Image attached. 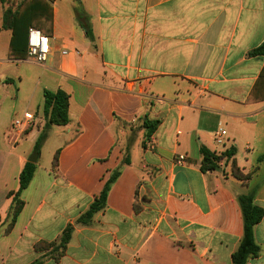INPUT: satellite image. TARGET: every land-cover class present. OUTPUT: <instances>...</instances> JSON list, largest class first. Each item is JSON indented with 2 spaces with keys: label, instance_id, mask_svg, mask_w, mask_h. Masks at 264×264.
Returning a JSON list of instances; mask_svg holds the SVG:
<instances>
[{
  "label": "crops",
  "instance_id": "0c3cea01",
  "mask_svg": "<svg viewBox=\"0 0 264 264\" xmlns=\"http://www.w3.org/2000/svg\"><path fill=\"white\" fill-rule=\"evenodd\" d=\"M12 6L0 3V264H233L240 196L264 210V57L250 55L264 43V0H53L43 66L10 58L3 16ZM58 90L69 96L70 123L49 128L6 233L8 194L46 125L44 92ZM26 113L31 124L14 129ZM145 118L160 125L144 147ZM220 129L224 146L215 144ZM48 144L51 161L39 165ZM202 147L233 154L204 173ZM233 163L248 180L233 176ZM117 170L106 209L76 225ZM68 225L58 261L37 251ZM254 237L260 253L247 264H264V218Z\"/></svg>",
  "mask_w": 264,
  "mask_h": 264
},
{
  "label": "trees",
  "instance_id": "16d2710c",
  "mask_svg": "<svg viewBox=\"0 0 264 264\" xmlns=\"http://www.w3.org/2000/svg\"><path fill=\"white\" fill-rule=\"evenodd\" d=\"M52 1L53 0H0L2 5L10 2L13 4L12 7L5 10L3 16V29L12 32L10 58L25 59L27 57L28 31L30 28L37 29L45 36L49 37L48 34L52 28ZM76 14L78 20L85 29L86 35L91 37V32L89 25L85 20L87 18L83 13V9L81 7L76 9ZM47 25H49L48 29ZM250 55L264 57V43ZM261 80H264V69L261 73ZM44 98L43 115L46 125L36 143L35 153L37 155H40L41 153L42 146L48 136V130L51 126H67L70 123L68 94L63 90H58L56 92L45 91ZM159 125V121H151L148 118L144 119L143 128L147 131L144 140V147L145 142L150 141ZM200 151L203 155L201 170L204 173L218 170L221 167L222 162L225 161V157L229 159L233 154V152L230 151L224 157L217 156L205 147H202ZM130 163L131 162L128 158L123 161L124 165H130ZM58 164L59 153L54 157L53 168L56 169ZM35 172L36 164L27 162L19 176V190L8 194V198L12 200V204L9 210V222L5 229L6 233L12 231L24 208L25 202L22 199V195L30 186ZM120 173L121 170L112 173L100 195L95 198L88 210L77 219L76 225L89 226L94 220V217L106 209L109 193L112 186L119 178ZM232 173L237 180H248L249 176H242L241 170L237 167L236 163H233ZM239 202L244 220V235L238 250L232 255V263L247 264L250 259L258 257L260 253V248L255 241L254 229L263 220L264 210L254 204V198L251 195L240 196ZM134 207L137 211L136 203ZM1 225L2 219L0 217V226ZM73 232L74 226L68 225L58 241L53 243H40L37 245L36 249L38 252L51 250L54 254L55 261H58L67 251Z\"/></svg>",
  "mask_w": 264,
  "mask_h": 264
},
{
  "label": "built area",
  "instance_id": "2783aa9c",
  "mask_svg": "<svg viewBox=\"0 0 264 264\" xmlns=\"http://www.w3.org/2000/svg\"><path fill=\"white\" fill-rule=\"evenodd\" d=\"M51 54V43L49 37L45 36L41 31L30 28L28 31V52L27 59L37 65L43 66L48 62ZM67 54V52H63ZM1 83V80H0ZM33 121V115L26 113L21 120H16L13 124L14 129H19L25 124L28 126ZM227 131L220 129L215 137V144L217 146H224L227 140ZM186 158L180 156L178 158V164H186Z\"/></svg>",
  "mask_w": 264,
  "mask_h": 264
},
{
  "label": "rangeland",
  "instance_id": "374dc122",
  "mask_svg": "<svg viewBox=\"0 0 264 264\" xmlns=\"http://www.w3.org/2000/svg\"><path fill=\"white\" fill-rule=\"evenodd\" d=\"M0 75H2V73L0 72ZM0 78H1V76H0ZM16 81V80H15ZM17 82V81H16ZM15 82V83H16ZM59 130H61V129H59ZM128 138V137H127ZM133 138H134V133L131 135V137H129V139H128V143L130 144V142H131V140H133ZM51 145L50 144H48L46 147H45V149H44V151H43V155L41 156V158H40V160H39V165H43L44 166V164H49L50 163V157L51 156H49V152L51 151V147H50ZM43 147V146H42ZM34 154H36V153H32L31 155H30V157L29 158H31ZM5 157H9L10 155H9V150L8 151H6V155H4ZM13 157V156H12ZM12 157H10V158H12ZM28 158V159H29ZM229 162H227V161H223L222 162V164H221V167H224L225 165H227ZM232 168H233V166H232ZM241 174H242V176H244V174H243V172L241 171Z\"/></svg>",
  "mask_w": 264,
  "mask_h": 264
},
{
  "label": "water",
  "instance_id": "95a60500",
  "mask_svg": "<svg viewBox=\"0 0 264 264\" xmlns=\"http://www.w3.org/2000/svg\"><path fill=\"white\" fill-rule=\"evenodd\" d=\"M38 159V155L34 154L31 158L28 159V163L36 164Z\"/></svg>",
  "mask_w": 264,
  "mask_h": 264
}]
</instances>
